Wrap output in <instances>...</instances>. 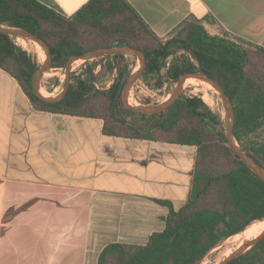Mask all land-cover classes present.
<instances>
[{"label": "trees", "instance_id": "trees-1", "mask_svg": "<svg viewBox=\"0 0 264 264\" xmlns=\"http://www.w3.org/2000/svg\"><path fill=\"white\" fill-rule=\"evenodd\" d=\"M0 26L22 28L44 40L52 68H64L71 57L91 50L131 46L145 56L140 80L149 88L160 90L188 72L207 73L231 101L237 143L264 169V139L249 140L264 126V49L219 32L212 20L189 22L167 38L157 37L127 0H89L71 16L36 0H0ZM15 38L0 33V68L17 80L37 110L102 119L107 135L196 146L188 201L176 210L159 200L170 208L164 229L145 244L106 245L98 264H200L219 242L264 217V182L232 152L220 115L204 95L181 93L162 113L129 109L122 92L133 64L126 54H117L86 60L72 73L64 98L46 102L34 94L32 77L39 65L25 50L41 58V49L21 37L23 49ZM229 264H264V237Z\"/></svg>", "mask_w": 264, "mask_h": 264}, {"label": "crops", "instance_id": "crops-1", "mask_svg": "<svg viewBox=\"0 0 264 264\" xmlns=\"http://www.w3.org/2000/svg\"><path fill=\"white\" fill-rule=\"evenodd\" d=\"M36 1L71 16L89 0ZM127 1L157 37L209 19L264 49V0ZM196 152L37 110L0 68V264H98L110 243L145 244L165 227L170 208L158 201H188Z\"/></svg>", "mask_w": 264, "mask_h": 264}, {"label": "water", "instance_id": "water-1", "mask_svg": "<svg viewBox=\"0 0 264 264\" xmlns=\"http://www.w3.org/2000/svg\"><path fill=\"white\" fill-rule=\"evenodd\" d=\"M0 33L7 34L10 36L15 37H23L26 39H30L32 41L37 42L45 51L46 59L45 61L40 65V67L34 72L32 77V87L34 94L41 100L46 102H58L62 100L68 90L69 87V79L71 76V67L73 62L80 58L83 60H91L98 56H104V55H117V54H129L137 56L140 61L141 65L138 70L135 72H132L129 77L127 78L124 86H123V102L129 109L145 113V114H156V113H162L167 110V108L178 98V96L181 94L182 85L186 78L188 77H194L199 80H203L211 84L219 93L222 100V105L224 108V116H225V129H224V136L226 139V142L232 152L237 155L244 164L257 176L264 182V169L254 160L252 156L247 154L238 144L234 137L233 128H234V122H235V114L234 110L231 104L230 99L226 95L223 87L220 83H218L215 79L210 77L207 73L203 71H196V72H188L176 79V87L173 89L171 96L163 103L161 104H144V105H138V106H132L129 104L127 100V94L130 90V88L133 86V84L136 82V80L139 79L142 72L145 69V56L144 54L137 48L131 47V46H117V47H105V48H99L95 50L88 51L85 54L77 55L71 57L66 66H65V73H66V81L64 82L62 91L55 97H46L43 96L39 91V80L43 73L48 71L51 67V52L50 48L47 45V43L39 38L34 33L17 27H7V26H0ZM263 218L258 220H263ZM264 237V229L260 232L259 235L256 237L246 240L242 246L237 248L233 253H231L229 256H227L225 259H223L218 264H229L232 260L237 258L240 254L246 252L248 249H250L253 245H255L260 239Z\"/></svg>", "mask_w": 264, "mask_h": 264}, {"label": "rangeland", "instance_id": "rangeland-1", "mask_svg": "<svg viewBox=\"0 0 264 264\" xmlns=\"http://www.w3.org/2000/svg\"><path fill=\"white\" fill-rule=\"evenodd\" d=\"M179 30V29H178ZM177 32V31H176ZM176 32H173L171 35L167 36V38L173 37ZM15 43L19 45L16 40ZM20 46V45H19ZM22 47V46H20ZM23 48V47H22ZM24 49V48H23ZM32 57V59L38 63L39 67L43 63V60L38 56V53L35 52L33 49H25ZM44 50V49H43ZM183 51H180L182 53ZM127 55V59L129 60V63H132L133 68L132 72H135L139 69L141 65V61L137 56L134 55ZM170 60V58H168ZM85 60H80V64L78 67H76L74 70H72L71 67V75L74 72H78V70L81 68ZM73 65V64H72ZM162 74H165V69H163ZM72 78L70 76L69 82H71ZM54 81V82H53ZM66 81V73H65V67L64 68H50L48 72L46 71L43 73L39 80V90L42 89L45 93H47L48 97H55L57 96L63 88L64 82ZM150 83H154V80H151ZM165 87L161 88L160 90H155L152 88H149L146 86L142 80H140V77L136 82L133 84V86L130 88L128 94H127V100L130 105L132 106H138V105H144V104H161L165 102L172 94L173 89L176 87V80H170L168 82H165ZM135 85V86H134ZM142 88V89H141ZM195 89V90H194ZM143 90V91H142ZM147 93V94H146ZM181 93L187 95V96H199L201 97V93L197 91V86L194 84L187 83L182 85ZM156 95V96H155ZM216 99L217 103L211 102L205 95V98L209 101V103L213 106H208L211 108V110L217 114L220 115L223 130L225 129V114H224V108L222 105V100L220 93H216ZM202 98V97H201ZM221 113V114H220ZM264 139V126L255 134L249 136V140H260ZM238 144V143H237ZM239 145V144H238ZM245 230V229H244ZM243 232V231H241ZM240 233V232H239ZM238 234V233H237ZM236 234L231 235L221 242H219L213 249H211L205 257L201 260L200 264H218L223 259H225L227 256L222 255L226 252L225 248L232 247L233 252L236 248V241L233 239ZM225 250V251H223ZM232 252V253H233ZM221 258H220V257ZM216 257V258H215ZM219 262L217 263V261Z\"/></svg>", "mask_w": 264, "mask_h": 264}, {"label": "bare ground", "instance_id": "bare-ground-1", "mask_svg": "<svg viewBox=\"0 0 264 264\" xmlns=\"http://www.w3.org/2000/svg\"><path fill=\"white\" fill-rule=\"evenodd\" d=\"M16 42L22 46L21 44V37H16L15 38ZM35 42V41H34ZM41 49V59L43 60V62L45 61L46 59V54H45V51L43 50V48L37 43L35 42ZM80 58L76 59L74 62H73V65H72V69H74L76 66H78L80 63ZM30 63V62H29ZM30 66V65H29ZM55 69V68H54ZM48 72V71H47ZM187 83H190V84H200V83H203L204 85H206L207 87H198L197 88V91L201 93V95H206V97L213 103H217V100L212 96L215 95L216 96V93H218V91L211 85L209 84L208 82L206 81H203V80H199V79H196L194 77H188L185 79L184 81V85L187 84ZM135 86V85H134ZM142 89V88H141ZM195 90V89H194ZM40 93L43 95V96H46L48 97L49 95L47 93H45L42 89L39 90ZM143 91V90H142ZM147 94V93H146ZM156 96V95H155ZM221 114V113H220ZM245 229V230H244ZM242 231L243 232H240L238 234L235 235V237L233 238L236 242V248H239L240 246H242V244L246 241V240H250L254 237H256L257 235L260 234V232L264 229V219L263 220H254L252 221L250 224H248L245 228H244ZM233 247V246H232ZM232 247H227L225 248L226 252L222 255H230L232 252H233V248ZM223 250V251H225ZM236 250V249H235ZM220 257V256H219ZM216 258V257H215ZM221 258V257H220ZM219 262V260L217 261V263Z\"/></svg>", "mask_w": 264, "mask_h": 264}]
</instances>
